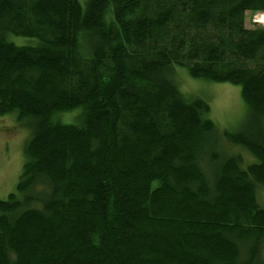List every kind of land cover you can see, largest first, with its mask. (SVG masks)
I'll return each instance as SVG.
<instances>
[{"label":"trees","instance_id":"1","mask_svg":"<svg viewBox=\"0 0 264 264\" xmlns=\"http://www.w3.org/2000/svg\"><path fill=\"white\" fill-rule=\"evenodd\" d=\"M246 12L264 0H0V116L30 129L0 264H264V26ZM174 67L239 86L242 130Z\"/></svg>","mask_w":264,"mask_h":264},{"label":"rangeland","instance_id":"2","mask_svg":"<svg viewBox=\"0 0 264 264\" xmlns=\"http://www.w3.org/2000/svg\"><path fill=\"white\" fill-rule=\"evenodd\" d=\"M261 17H264V15L246 12L244 15L245 28L251 29L254 25L264 26V22H258ZM9 41L16 46L35 44L34 40L14 36H11ZM174 71L176 78H178L176 80L177 86L184 96H197L208 103L210 108L208 117L220 132L236 133L242 130L248 110L240 98L239 86L192 79L188 76L185 68L182 67H174ZM80 113L81 110L76 109L72 112L59 115L56 118L61 124H76L78 123ZM29 136V127L19 124L15 113L0 116L1 200H5L9 194L15 191L24 164V146ZM224 146L229 153H237L242 157V168L257 163L256 159L243 148L231 146L227 143ZM258 199L261 201H258L259 206L264 208V188L259 190ZM259 258L264 263V239Z\"/></svg>","mask_w":264,"mask_h":264}]
</instances>
